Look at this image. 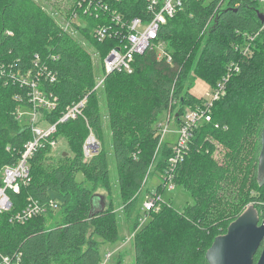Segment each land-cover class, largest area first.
Wrapping results in <instances>:
<instances>
[{
	"label": "trees",
	"instance_id": "16d2710c",
	"mask_svg": "<svg viewBox=\"0 0 264 264\" xmlns=\"http://www.w3.org/2000/svg\"><path fill=\"white\" fill-rule=\"evenodd\" d=\"M98 1L110 9L103 8L96 15L92 4L85 11L77 0H68L62 17L77 29V35L99 48L103 61L119 40H98L93 34L95 26L109 22L112 11L125 21L152 14L150 0ZM218 5L219 0H185L159 28V39L167 42L170 52L173 49L171 62L147 48L135 56L131 73L117 70L106 74L102 67L104 81L98 86L92 54L76 34L60 24L59 17L38 0H0V170L16 163L24 144L32 138L30 126L19 124L17 116L19 106H32L31 82L37 81L54 103L51 108L36 107L50 123L57 122L69 105L88 97L84 115L58 123L54 136L70 141L73 160L44 172L38 163L51 147L40 148L30 161V182L18 194L10 192L12 207L0 213L2 254L15 258L21 254L22 264H100L99 238L115 243L120 234L112 205L102 207L94 191L100 185L111 189L113 155L125 190L126 212L133 215L137 193L157 148L154 121L177 104L181 106L175 113L179 121L186 108L201 99L191 93L196 75L190 78L191 84H185L196 56L200 58L195 68L198 77L212 87L230 60L239 62L240 71L229 80L225 96L215 102L213 122L202 123L195 131L176 170V186L184 185L194 203L178 210L167 199L158 212H148L151 219L137 233L135 263L210 264L207 251L215 238L225 234L248 206L254 205L260 223L264 221V180L258 179L264 128V32L256 38L253 54L243 57L236 44L244 42V33L260 27L258 5L251 0ZM210 70L217 72L214 80L213 73L207 76ZM103 93L104 111L100 107ZM90 127L102 146L86 158L83 145ZM107 137L111 150H107ZM215 140L224 150L220 159L213 155ZM171 150L167 143L155 171L164 172ZM79 171L91 185L77 179ZM156 191L162 194L165 189L159 184ZM30 198L38 201L43 212L24 223L12 221L13 213ZM57 213L59 217L48 222V217ZM140 218L138 212L136 226ZM260 253L255 255L256 261Z\"/></svg>",
	"mask_w": 264,
	"mask_h": 264
},
{
	"label": "built area",
	"instance_id": "2783aa9c",
	"mask_svg": "<svg viewBox=\"0 0 264 264\" xmlns=\"http://www.w3.org/2000/svg\"><path fill=\"white\" fill-rule=\"evenodd\" d=\"M230 0H219L218 6H224L228 4ZM258 5V11L264 14L259 7L264 6V0H251ZM185 0H150L149 12L152 14L150 18L134 17L129 21H125L120 13L112 11L109 13V22L100 23L93 29L94 37L100 41L107 38H117L119 43L113 47L103 59V70L107 73L113 71H126L131 73L133 71V63L135 56L142 54L147 48L155 49L159 58H165L168 62L172 61V54L168 50L166 41L159 39V28L162 24L166 23L167 18L173 16L184 5ZM78 7L83 8L85 11L91 9V4L95 7L94 14L99 15V10L107 9L108 5H103L101 1L96 0H77ZM76 20L78 18L77 11L74 10L72 16ZM73 26L71 22L66 21V30ZM73 28H75L73 26ZM75 34L74 31L69 30ZM264 32V21H261L260 27L253 33H244L245 40L236 44V49L242 54L243 57L251 56L254 52V44L256 38ZM240 71V64L238 61L230 60L225 69V73L218 80L213 88V94L211 99L201 98L199 102H195L192 106L186 108L180 120L177 121V129L175 133L177 138L173 143H170L171 154L167 160V166L161 176L163 181L160 183L165 190H173L176 186L175 177L178 166L184 161L186 157L192 139L195 135V131L202 123L213 122V106L216 101L225 96L227 92V84L234 74ZM54 78L51 80L53 81ZM26 84L28 82L23 80ZM104 76L98 78V86L103 83ZM33 85L34 91L32 98L34 97V107H38V103L45 105L48 108L54 106V103L43 102L42 92L36 90L37 81L30 83ZM36 97L38 101H36ZM88 102V97L69 105L67 109L62 113L59 120L55 123H51L48 128L36 126L32 124L30 126L32 131V138L24 144L23 151L21 152L19 159L14 164H6L1 170L0 184V213L6 212L12 207L11 193L18 194L22 186L27 185L31 180V165L30 161L33 155L40 148L46 146L53 147L57 144L55 134L57 132L58 123H63L69 119H76L84 115V110ZM171 116V115H170ZM175 116V115H174ZM174 119V118H173ZM216 127H219V123H215ZM165 133L168 131L166 126ZM90 136H93L91 140L87 141L83 145V152L86 158H90L95 150L92 148L97 145L98 140L90 127ZM89 138V137H88ZM164 201L162 194H158L157 191L150 192L144 197L143 210L150 212L160 207V204ZM53 202V201H52ZM56 205V204H55ZM43 209L38 201L30 198L28 203L17 212L13 213L11 220L14 222L24 223L25 221L41 214ZM112 256V252L106 253L100 264H106ZM0 264H22L21 254L17 257H12L8 254H2L0 252Z\"/></svg>",
	"mask_w": 264,
	"mask_h": 264
},
{
	"label": "rangeland",
	"instance_id": "374dc122",
	"mask_svg": "<svg viewBox=\"0 0 264 264\" xmlns=\"http://www.w3.org/2000/svg\"><path fill=\"white\" fill-rule=\"evenodd\" d=\"M38 1L42 5H44V7H46V9L49 10L56 18L57 17L60 18L59 20L61 25L66 26V19H64L62 16H64L63 11L65 10L64 9L65 6H67L68 4V0H38ZM259 8L262 11H264V6H260ZM68 29L71 31L75 30L73 26H70ZM75 34L77 35V33ZM76 37H78L82 41L85 48H87V50L92 54V58L94 65L96 67L98 78L103 77V71H102L103 61L99 48L93 46L91 42L85 39L83 36L77 35ZM171 50H172L171 52H173L172 48ZM199 60L200 58L197 56L194 58L192 64L190 65L189 78L186 79L185 84H189V83L191 84L190 78H194L195 77L194 75H196L197 78L193 80L194 86L191 88V93L199 98L201 97V98L211 99L214 86L212 87L211 83H209L206 79L198 77L200 76L199 69L198 71H195L196 65L199 63ZM212 73L214 77L211 79L214 80L215 76L217 75L216 71L211 72L210 75L208 73L207 76H211ZM102 87L100 89H102ZM29 89L33 92L34 91L33 85H29ZM35 89L36 90L39 89L40 92H42L38 84L36 85ZM41 97L43 98L41 103L50 102V100L43 93ZM100 99H101L100 107L104 111L106 105L104 93L100 94ZM36 101H38L37 97H36ZM174 104H177L176 101L174 102ZM33 106H34V97L32 98V106H19L17 112L19 124L24 126L25 125L31 126L32 124H35L36 126L48 128L51 123L47 121V119L41 114L42 112H39L40 110L38 111ZM39 107L40 104L38 103V108ZM180 110H181V106L177 104L176 109L174 110L171 109L162 113L159 116V118L155 120L153 123L155 128V137H157V146H156L157 148L154 150L153 155H151L152 164L150 166L148 173L144 177L141 192L137 193L138 203L135 209L133 210L132 216H128L126 212L125 190L120 180V171L117 170L115 166L113 155L110 160L111 175L109 181H110L111 189L108 190L106 187L100 185L94 191V194L99 195V204L102 207H108L112 205L114 212L117 216L118 225H119L118 230L120 236L117 242L115 243L103 242L102 239L99 238V240L101 241V253L104 257V260L106 253L112 252V256L109 260H107L106 264H118L119 261L120 264H136L135 243L137 240V233L141 228H143L148 223V221L151 219L152 216V214L147 213L143 210L142 207L143 200L148 193L150 192L155 193L157 186L163 181L161 173L155 171L154 168L156 167V162L159 161L164 151V146L167 143H173V141H175V139L177 138L175 130L177 129L178 125L176 120L177 116L175 113L179 112ZM166 126L168 127V131L165 133ZM92 138L93 136L88 135L85 138V142L87 141V139L91 140ZM96 139L98 140L97 145L92 148V151L95 150V153L98 150H100L102 146L101 140H99L98 137H96ZM106 142H107V150H111L112 146L109 137L106 138ZM214 144L216 148L213 155L215 158L220 159L224 154V150L222 149V145L219 144V142L216 141ZM50 149L51 150L46 152L43 158L40 159L38 163L44 172H48L52 170L55 166L59 164H69L75 157V151L70 141L61 136L57 139V144ZM1 170H0V176H1ZM76 177L78 180H83L86 185H91L90 180L82 171L77 172ZM162 197L164 200L167 199L171 200L174 207L178 210L184 209V207L188 203H194L195 201L191 192L182 184H180V186L178 187H175L173 190H165L164 192H162ZM57 199L60 200L59 197ZM159 209L160 207L157 208L156 210H153L152 212H158ZM138 212L141 214V218L139 220L138 226H136L135 217L138 214ZM228 214H230L229 211ZM228 214L226 215L229 216ZM58 217H59L58 213L55 216H49L48 222H54ZM51 264H55V263H51Z\"/></svg>",
	"mask_w": 264,
	"mask_h": 264
},
{
	"label": "water",
	"instance_id": "95a60500",
	"mask_svg": "<svg viewBox=\"0 0 264 264\" xmlns=\"http://www.w3.org/2000/svg\"><path fill=\"white\" fill-rule=\"evenodd\" d=\"M260 21L264 14L257 10ZM264 180V128L262 133V149L260 154L259 175ZM261 250L258 260L255 255ZM210 264H264V221L260 223L254 205L232 221L225 234L218 235L207 251Z\"/></svg>",
	"mask_w": 264,
	"mask_h": 264
}]
</instances>
